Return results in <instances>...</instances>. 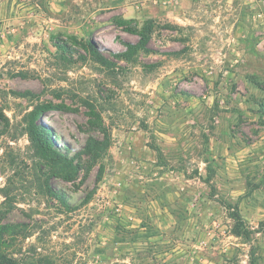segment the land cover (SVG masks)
I'll return each instance as SVG.
<instances>
[{
    "label": "rangeland",
    "instance_id": "obj_1",
    "mask_svg": "<svg viewBox=\"0 0 264 264\" xmlns=\"http://www.w3.org/2000/svg\"><path fill=\"white\" fill-rule=\"evenodd\" d=\"M0 226L20 264H264V0H0Z\"/></svg>",
    "mask_w": 264,
    "mask_h": 264
},
{
    "label": "trees",
    "instance_id": "obj_2",
    "mask_svg": "<svg viewBox=\"0 0 264 264\" xmlns=\"http://www.w3.org/2000/svg\"><path fill=\"white\" fill-rule=\"evenodd\" d=\"M120 23L123 25L129 23V21L120 19ZM167 27L168 26H166V28ZM153 29V22L149 20L145 21L139 28L127 29V31L134 32L138 35V41L135 44L124 43L125 50L121 53L116 54L115 57L123 60H128L133 54L139 51L145 53L151 52V50L148 48V42L150 40ZM86 48L99 63L103 65H109L108 60L104 56L99 55L97 51L92 47L90 42L87 44ZM27 93L28 92L16 94L24 97L25 95H28ZM89 107L91 108L90 114L98 119V116L95 114L94 109L90 105ZM42 114L43 113L41 111H37L34 115V118L31 120V125L29 126V134L31 135L32 140L35 143L38 155L41 159L47 161L54 167H59L65 175L63 176L65 180L72 181L78 176L77 174L80 168L78 164H75L72 158L67 157L62 152H58L55 148H53L51 142L52 134L48 129L44 128L43 126L37 128L34 125V120L37 119L38 115ZM98 128L101 129L103 138L97 139L94 137H88L83 148V153L91 157L93 161L100 160L106 154L108 148L110 147V137L105 128L101 127V124H98ZM102 173L103 167H100L98 175H96L97 180L101 179ZM59 201L63 203V205H66L61 197H59ZM230 218L234 221L233 230L231 231L233 235L240 238L245 237L246 234L242 232L244 229V222L238 211L235 210L234 212H232L230 214ZM8 230H10L9 227L0 226V264H20L16 260V258L8 254V252L5 250L4 237Z\"/></svg>",
    "mask_w": 264,
    "mask_h": 264
}]
</instances>
